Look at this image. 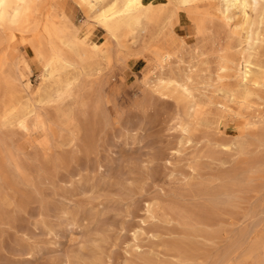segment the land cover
<instances>
[{"label": "rangeland", "instance_id": "1", "mask_svg": "<svg viewBox=\"0 0 264 264\" xmlns=\"http://www.w3.org/2000/svg\"><path fill=\"white\" fill-rule=\"evenodd\" d=\"M149 1L116 36L38 0L0 47V264H264V0ZM51 20L88 54L54 78Z\"/></svg>", "mask_w": 264, "mask_h": 264}, {"label": "bare ground", "instance_id": "2", "mask_svg": "<svg viewBox=\"0 0 264 264\" xmlns=\"http://www.w3.org/2000/svg\"><path fill=\"white\" fill-rule=\"evenodd\" d=\"M37 1L38 0H0V29L5 34V40L3 41L0 39V47L3 43H5V48H10L13 41H15L18 37V32L30 31L31 33V31H35L39 28L40 24L35 19L37 13L36 11L38 10ZM182 1L188 2L190 0ZM223 1H233V4L236 6L242 5L244 7V13L246 14L245 8L247 7L249 0ZM253 1L257 3L259 0ZM151 3L152 1L149 0H113L112 4L108 8L99 7L97 9L99 12L98 18L99 21L111 33L117 36L118 33L125 27H127L130 31H133L136 26L139 25L142 13H145L147 16L153 13L152 8L150 7ZM87 4L89 5V9L93 10L96 8V4L93 2V0H89ZM232 6L233 5L231 4V7ZM225 11L226 14L228 10ZM67 29L68 26L66 24L61 25L57 21L55 22V20H51L50 25L46 28V31L50 37V52H45V24L42 29L38 30L37 33L40 35L38 55H40V57H42L44 60L45 57H47V67L45 66V68L48 69L49 75L52 78L56 77L58 74H61V72L69 68L73 64L75 56H80L82 58L88 56L87 52L81 53V39L79 38V35L75 32L67 33ZM34 36H36V34ZM9 51L11 52L10 49ZM250 74L251 70L247 65L245 67L244 75L247 78ZM17 104V99L12 98L10 100L9 107L14 108Z\"/></svg>", "mask_w": 264, "mask_h": 264}]
</instances>
